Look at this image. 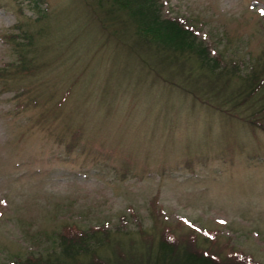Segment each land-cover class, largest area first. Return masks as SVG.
I'll use <instances>...</instances> for the list:
<instances>
[{
    "label": "rangeland",
    "instance_id": "rangeland-1",
    "mask_svg": "<svg viewBox=\"0 0 264 264\" xmlns=\"http://www.w3.org/2000/svg\"><path fill=\"white\" fill-rule=\"evenodd\" d=\"M156 1L0 0V264H264V0Z\"/></svg>",
    "mask_w": 264,
    "mask_h": 264
},
{
    "label": "trees",
    "instance_id": "trees-1",
    "mask_svg": "<svg viewBox=\"0 0 264 264\" xmlns=\"http://www.w3.org/2000/svg\"><path fill=\"white\" fill-rule=\"evenodd\" d=\"M119 1L121 2L119 4V6L118 5H114V6H118V8H122L121 6H125V7H129L131 9L133 2H136L137 5L140 6V8H138V7L133 8L132 19H133V23H135V26H136V35H137L138 39L140 36L139 40H142L144 42V44L146 46H149L150 48H152L154 46V44H155L154 42L160 43L161 41H159V40H163V37H161L159 35L160 30H158V28H159L158 24H161V26H163L165 28H171L173 26L175 28V29L174 28L173 29L177 31V33L179 34V36L181 38H188L189 37L188 35H190V36L193 35V32H192L193 30H191L190 26H186V24L184 23V21L182 19L178 18V20H176V19L169 20V19L162 18L161 17L162 15H160V4H158L156 0H144L142 2L141 1L137 2L136 0H119ZM114 2H115V0H114ZM100 6H104V5L100 4ZM113 8H115V7H113ZM21 9L22 8H20V10ZM196 35H197V33H196ZM138 44H139V41H133L130 46H132V49L134 51H139L140 46H138ZM159 49L160 48H158V50ZM183 51L184 50H181L179 52H183ZM206 54H208V53L206 52ZM177 57H178V55H177ZM208 57H209V55H208ZM257 77H259V76L257 75ZM253 83L254 82L252 81V84ZM261 83L264 84V77L261 78V81H259V79H258V83H257L258 85L257 84L255 86L252 85V88H251L249 94H251V93L254 94V92L257 91V89L262 88L263 85H261ZM249 94H248V96H249ZM263 110H264V108H263ZM261 128L264 129L263 127H261ZM94 232L96 235H98L97 233L105 232V230H103L102 228H94L92 232L83 231V230H80L76 233L74 231H73V233L68 232L69 235H72V240H68L67 233L63 234V237L65 238V240H68L72 243L75 242V239H78L79 242L81 241V242L86 243V241L91 240ZM96 235H94V237H96ZM168 238H169L168 236H167V239H166V237H164V240H165L166 244L168 245L167 247H171L173 249V251L176 252V255H173V256H177L176 259H179V257L181 256L180 255L181 250H179L180 244H176L178 242H170L168 240ZM72 246H74V245H72ZM72 246H70V247H72ZM174 247L176 249H174ZM170 251H171V249H170ZM65 252H67V251H65ZM117 255L122 256L123 254L121 252H119ZM119 256H117V258L120 261V263L121 264H127L125 257H119ZM43 257L47 258V256H42V255L38 256V261L40 264H46V262H47V260L43 259ZM165 257H167V256L165 255ZM170 257H171V253H170ZM201 257H203L204 260L207 261L206 264H224V262H227L228 264H247L245 262V260L240 259L239 256H237L238 258L233 257L232 260H226V259L224 260L223 259L222 261L220 259H218L217 257L211 256V255H203ZM72 258H76V257H72ZM167 258H169V257H167ZM34 259H36L34 256H29L26 259L17 258V260L14 261L12 264H33L34 262L32 260H34ZM93 259H95L98 263H102V261H101L102 257L101 256L99 257L98 254L95 255ZM55 262L64 263L66 261L56 259ZM48 263L54 264L51 262H48ZM78 264H82V263L79 262ZM156 264H163V263L160 261H157Z\"/></svg>",
    "mask_w": 264,
    "mask_h": 264
}]
</instances>
